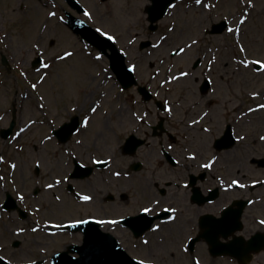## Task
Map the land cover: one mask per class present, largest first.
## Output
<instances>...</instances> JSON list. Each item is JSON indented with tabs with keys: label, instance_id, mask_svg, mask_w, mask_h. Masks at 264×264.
Listing matches in <instances>:
<instances>
[{
	"label": "rangeland",
	"instance_id": "obj_1",
	"mask_svg": "<svg viewBox=\"0 0 264 264\" xmlns=\"http://www.w3.org/2000/svg\"><path fill=\"white\" fill-rule=\"evenodd\" d=\"M77 1L84 9L92 12L91 19L84 14H78L69 6L67 0H0V117H2L0 118V131L9 128L12 122H14L16 132L24 127L30 119L37 121L28 127L27 132L16 139L12 136L10 140L4 141L0 136V154L5 151L9 158V149H20L19 157L14 154L11 157L17 162V169L14 171L7 169L15 183L11 184V180H8L5 190L11 192L14 197H18V190H22L26 202H21V206L29 214V219L21 221L20 227H24L27 231L20 237H13L9 234L12 229L17 227L10 223L12 217L6 214L5 218L1 220V224H5V227L0 224V240L9 243L19 239L22 242V248L12 250L14 254L9 253L17 262L16 264H28V260L35 258L46 260L45 264H49V260L54 254L64 251L70 244L82 241L79 235L74 236L72 233H70L71 235L59 233L56 236H47L43 234L46 233V228H41L43 230L38 232H31L37 222L42 225L49 222L61 224L80 219L90 211L100 213L98 216L101 217L107 216L105 213L111 216L120 217L123 215L125 217L129 215L130 200L138 197L140 198L139 203L146 204L155 198V195L152 197V185L155 182L151 176L153 169L137 175L136 182L129 181V176L123 174L129 173V160L117 152L118 147L129 136V109H127L129 107V91H120L119 83L110 69V62L106 56L104 61L97 62L88 55V52H91L94 56L98 50L91 46L88 49L84 48L86 43L64 22L67 19V12L79 17L95 29L103 27L115 35L119 49L122 48L128 53L126 64H138L137 77L140 74L153 76L159 72V78L154 83L163 87L168 93L173 92L177 99L184 95L189 106L196 101L202 102V99L195 95V90H198L203 77L211 76L205 70L200 72L201 69L196 73L193 69L194 62L198 58L205 63L212 60L213 56L218 58L214 77H212L215 87H217V94L204 100L207 102L219 101L223 108H227L230 122L243 123L244 120L240 119L242 116L249 118L248 120L252 124L245 125L246 131L241 126V129L238 130V136H246V139L239 142L232 150L233 152H230V161L232 163L241 159V162L238 163H244L243 173L246 174L247 180L261 176L264 172V168L256 172L253 167V169L248 167L249 160L252 159V149L256 148L253 140L259 135V132H264V120H260L261 117L264 119V113L261 114V117L257 113H247L248 107L254 108L258 102L263 101L261 97L259 99L251 97L250 93L258 91L264 94V71L257 72L255 65L247 69L238 66L237 59L244 57V54L238 53L233 35L226 31L220 35L207 33L213 25L224 22L225 16L233 26H238L236 18L244 8L241 0H205V3L215 5L211 10L206 9L204 5H196L195 0H179L175 4L176 7L171 8L167 16L159 21V29L155 32L148 28L146 8L151 4L150 0ZM253 3L255 7L249 9L251 15L247 30L242 31L239 42L244 43L248 50V55L245 58L264 59V0H253ZM49 11L57 12V16L49 17L47 15ZM60 16H63L64 19L60 20ZM173 23L175 30L170 32L168 29L172 28ZM134 36L136 41L133 48L136 49H138L140 41L145 38H150L153 45L157 43L160 36H166L167 40L162 42L159 48H150L141 53L140 49L138 52L133 51L130 54L132 57L129 59L128 40ZM42 37L43 39H41ZM52 38L56 39L54 46L49 42ZM190 39H197L200 43L193 45L186 53L173 57L172 49L184 46L185 42H190ZM37 41H40L45 49V56L42 58L38 57L32 48V45ZM63 50L73 51L77 55L65 62L55 61V54L62 53ZM37 58L53 62L54 67L49 70L50 75L46 82L38 84V88L33 90L30 85L38 82L36 68L40 67V64L33 66ZM4 60L5 62H3ZM150 65L155 68H150ZM104 67H107L112 74L110 80L102 72ZM43 71L41 69V73ZM180 71H189L191 75L187 78L182 77L179 81H172L170 84L161 83L169 75H178ZM97 73L100 75L97 76ZM139 82L144 83L140 79ZM39 95L45 97L44 109L38 107V103L41 102L38 99ZM94 101H99L94 122L100 123L102 128L97 130L98 132H92V130L88 132L89 141L87 142L90 147L87 149L95 150L100 155L98 157H103V159L109 158L106 157L107 155L113 156V167L103 171L105 174L115 171L122 173L119 177H113L111 188L99 181L97 190H100L101 187L105 193L117 194L115 196H118V193H123L128 196L127 200L120 201L117 198L115 203L108 206H105L102 201L90 206H81L79 199L67 191L66 185L68 182L70 183L67 180L54 189L44 187L45 183L53 182V178L57 175L61 178L64 175L68 176V168L62 167L64 159L61 155L66 154V148L71 150L79 139V137L75 138L69 142L67 147L61 146L60 149L54 140L45 141L44 136L50 135L52 128L69 122V113L73 116L86 115ZM71 107H76L77 111L71 112L69 110ZM182 114L183 112H178L174 116L180 117ZM52 120L56 121L54 126L50 123ZM261 121L263 122L260 124ZM91 132L92 136H90ZM245 132L248 133L245 134ZM92 137L96 139V142H92ZM207 137L209 138V136ZM11 141L14 143L10 144ZM17 145L21 147H17ZM259 147L263 149L264 144L261 142ZM193 148L196 149L197 146H193ZM199 148L205 155L204 148ZM36 150L39 152L34 156ZM87 153L89 155L88 150ZM34 158H39L42 161L41 172L38 175L34 171ZM165 170L171 175L170 177L165 172H161L160 175L166 182L168 180L170 182L172 180L181 181L179 177L175 178V175L171 174L169 167ZM144 175L147 178H144ZM234 175H236V171L231 170L230 176ZM75 187L77 189V186ZM130 187L133 188V191L129 193ZM82 189L85 192L88 190L85 186ZM165 189L168 192L172 190L171 187L166 186ZM36 191H38L37 195H35ZM137 191L139 192L137 193ZM147 193L149 196H145ZM56 195H59L61 199L56 200ZM3 196L1 194L0 199ZM142 196L144 197L142 198ZM175 196L170 193L165 198V202L178 205ZM36 205H39L41 211L37 212V217L31 216L29 210L35 211ZM137 205L132 204L133 207ZM177 224L185 225L183 219ZM183 234L188 235V232H183ZM185 235L180 236L175 230L167 237L165 243L159 242L157 237L151 238L149 246L139 249L133 245L137 241L134 242L129 236V232L125 233L120 240L126 251L137 259L150 257L155 259L156 264H194L193 258L199 257L201 264H210L211 260L205 249H199L192 256L177 247L179 241L182 242L186 239ZM159 236L160 239L164 238L162 234ZM140 244H143L142 241Z\"/></svg>",
	"mask_w": 264,
	"mask_h": 264
},
{
	"label": "flooded vegetation",
	"instance_id": "obj_2",
	"mask_svg": "<svg viewBox=\"0 0 264 264\" xmlns=\"http://www.w3.org/2000/svg\"><path fill=\"white\" fill-rule=\"evenodd\" d=\"M133 51L136 52V49L129 45V59L131 57L130 54ZM218 60L212 62V67L209 70V61L205 63L203 60L199 59V65L194 69L197 70L202 68L200 72H204L205 70L206 73L211 75L203 77L198 86V90H195V95L202 99L201 103L196 101L189 106L184 99V95L177 99L173 92L168 93L163 87L155 84L154 82L159 78V72L153 76L150 74H140L138 78L144 83L129 87V107L127 108L129 109V140L144 142L134 155L125 156L121 152L122 157L129 160V181L132 180V182H136L137 175L147 173L153 169L151 176L154 178L155 182L152 185V197L155 195V198L161 199L165 207H176L178 209L175 213L176 220L167 221V216L172 214L158 209V216L154 217L157 219L152 224L160 223L162 231L155 233L151 232L148 226L150 225V219L153 216H145L138 213V208L144 203H139L140 198L136 197L129 201V219L137 218L136 220H129V228L126 227L123 222L121 225L116 226L107 224L101 225L97 223L96 220L99 219H119V217L111 216L107 213H105L107 216L101 217L98 216L100 213L96 212L94 209L95 212L90 211L86 216L77 219L88 220L89 224L83 227V231L72 233V235L76 236L77 234V236L79 235L83 240L85 231L95 228L94 224H99L102 229L117 236L119 239L123 238L124 234L129 232V236L134 242L137 241V243H134L133 245L135 248L139 249L150 245L146 246L140 244V241L143 243L145 237H147L149 241L151 238L155 239L157 237L159 242H164L167 237L176 230L180 236L185 235L183 232H188V235L190 234L193 238L190 242L187 239L188 235H185L186 239L182 242L179 241L177 247H179L181 251V245L188 247V253L192 256H194L199 249H205L211 260L209 262L210 264H264V251L256 252L254 249L255 247L264 248V225L259 223L260 220H264V172L261 176H256V178L254 177L251 180H247L246 174L243 173L244 163H238L241 162V159L232 163L230 161V152L234 150L238 142L234 147L229 148L227 147L229 144L228 139L225 137L230 129L237 137L238 130L242 127L243 130L246 131L245 125L252 124V122H230V117L226 110L227 108H223L219 101L216 102L211 100L207 102L204 100L209 96L217 94V87H215L212 77H214L215 66ZM150 68L154 69L155 66L150 65ZM209 77L211 78L209 79L210 88L204 93L203 83ZM142 87L147 89L149 96L141 92ZM220 88L222 89L223 87ZM156 92H159L160 96L157 97L155 95ZM147 96L149 99H146ZM165 101L172 104V115H169L165 111V107L162 106ZM146 110L149 111L148 119L150 121V126L144 125L133 115L134 112H139L142 115ZM224 110H226L225 113ZM204 111H207L209 116L201 120L200 125L192 126L188 123L191 118H197ZM178 112H183L182 116L175 117L174 114ZM256 113L261 117L264 110L257 111ZM72 115L73 114L70 113L68 114L69 119L72 118ZM87 115H93L89 128L84 129L82 127L81 121L83 116H79V128H81V133H75L72 139L74 140L79 137V140H82L83 144L78 145L76 143L71 150L66 148V154L63 153V155H61L62 159H64L62 167L66 169L68 168L69 171L68 179L77 185V190L73 188V192L69 191V185L67 189L71 195L77 196L79 199L81 195H91L93 197L91 201L80 199L81 206L94 205L98 201H102L105 206H108L109 204L115 203L117 198H119L118 200L120 201H125L128 199L126 194L118 193V196H115L117 194L111 192L105 193L101 190V187L100 190H97V184L99 181L108 188H111L114 176L109 172L105 174L103 170L110 169L113 166L111 165V160L103 169L97 168L98 164L93 163L90 159L91 156H95L100 160L103 158L98 157L100 155H98V152L95 150L89 151V149H87V147H90L87 142L89 141L88 132L91 130L92 132H98L97 130H101L102 125L98 122L97 124L94 122L97 113L91 114L88 111ZM260 120L264 119L261 117ZM262 122L263 121H261L260 124ZM201 125L213 129L209 138L204 136L205 134L201 132ZM2 130L4 129H1V131ZM16 132L14 129L8 139H3L2 136L1 138L5 141L10 140V138L14 136L13 138L16 139L18 138L15 136ZM92 132L90 133V136H92ZM54 133L55 129L52 128L53 136ZM246 133L248 132H245V134ZM260 136H264V132H259V135L253 140L256 148L252 149V159L249 160L248 166L251 168L253 167L256 172L264 168V148L262 149L259 147L261 142L264 144V140H260ZM205 141H207V143H205ZM238 141L242 142V140ZM54 142L59 146L67 147L69 145V143L67 145L60 144L56 138ZM92 142H96L94 137H92ZM13 143V141L10 142V144ZM168 144H172L173 148L168 149ZM193 146H197V148L195 149ZM199 147L204 148L205 155L202 154V150ZM86 149L88 150L89 155ZM19 150L20 149H9V158L8 155L5 154V151H3V154H0L5 157L4 161L0 162V176L4 177V180L0 181V195H4L2 199H0V224L1 220L5 218L4 215L7 214L12 217L10 223L12 225H17V227H20L22 221L19 208H22L21 202H26V198L24 201H21L19 198L14 197L11 192H6L5 185L8 180H11V184H14L13 177L8 174L7 169L9 168L10 171L13 170L10 167L11 163L17 164V162L12 160L11 157L13 154L19 157ZM69 151L74 152L75 156H70ZM191 151L197 152V159L194 161L188 159V153ZM38 152L39 151L36 150L34 156H36ZM248 153L251 155L250 152ZM213 155L218 158L213 168H201L200 165L206 163ZM260 156L262 158H258ZM106 157L109 156L107 155ZM111 157L113 158L112 155ZM35 159L37 158H34L33 161H35ZM150 160H153V162H150ZM177 160L180 161L178 165L175 163ZM236 163L238 164L235 165ZM76 164H79L86 169L90 168V175L80 179H73L72 173L76 168ZM167 167L171 169V174L175 175V178L179 177L181 181L172 180L170 182L168 180V182H166L160 174L161 172H165V174H168L171 177L168 171L165 170ZM231 170L233 172L236 171V175L231 177ZM34 171L35 174L38 175L41 172V167L39 168V173H37L36 167H34ZM86 172L87 171L83 172V174L85 175ZM143 177L147 178L146 175ZM156 178L158 179L157 181ZM221 179L225 181V184L230 183L232 179H239L243 184L247 185V187L239 188L233 186L226 191L224 185L220 183ZM185 181L188 182L187 188L183 187ZM253 181H258L259 183L254 184ZM83 186L89 191L87 190V192H85L82 189ZM95 186L96 189H94ZM165 186L171 187L172 190L168 192L167 189H165ZM131 191H133L132 187L129 188V193ZM138 192L139 191H137V193ZM170 193L176 195L175 201L179 206L165 202V198ZM8 194L12 195L10 205L15 206L12 207L13 209H7L5 206L8 200ZM145 196H149L148 193ZM143 197L144 196H142V198ZM132 204L138 205L133 207ZM109 209L112 210V208ZM93 217L95 219H93ZM181 219L184 220L185 225L183 226L177 224ZM2 227H5V224L2 225ZM17 227L9 232L10 236L20 237L24 234V232L16 234L15 229ZM31 232L33 231L31 230ZM43 234L48 236L46 233ZM64 234L71 235L69 232H64L63 235ZM160 234L164 236L163 239H160ZM21 243L22 242L19 239L13 240L9 243L0 240V258H5L4 260L7 262L11 261V264H16L17 262L9 253L12 252L14 254L12 250L22 248ZM191 243H193L192 247ZM227 249L238 252V255L214 256L215 252H225ZM130 250L131 248L129 246V251ZM33 260L35 261V264H45L46 262V260H40L37 258Z\"/></svg>",
	"mask_w": 264,
	"mask_h": 264
},
{
	"label": "snow or ice",
	"instance_id": "obj_3",
	"mask_svg": "<svg viewBox=\"0 0 264 264\" xmlns=\"http://www.w3.org/2000/svg\"><path fill=\"white\" fill-rule=\"evenodd\" d=\"M241 3L244 5V8L243 10L240 12L239 16L236 18V24L238 26H233L232 22L229 21L228 17L225 16L223 19H224V28L226 30V32L228 34H231L234 36L235 40H236V48L238 50V53H243L244 54V57H240L237 59V64L238 66H243L245 69L249 68L250 66L252 65H255L256 66V71L257 72H260V71H264V59H261V58H256V59H247L245 57H247L248 55V50L245 46L244 43H241L239 42L240 39H241V33L242 31H246L247 30V26H248V23L250 21V15L251 13L249 12V9L250 8H254L255 5L253 3V0H241ZM195 4L196 5H204V7L208 10H211L212 8L215 7L214 4L212 3H205V0H195ZM53 7H55V4H53ZM172 7L175 8L176 5L175 4H172ZM47 15L49 17H56L57 16V12L55 11H49L47 13ZM84 15L89 17L90 19L92 18V12L88 11V10H84ZM60 20H63L64 17L63 16H60L59 17ZM81 24L84 23V21H80ZM47 27V26H45ZM175 30V24L173 23V26L172 28H169L168 31H174ZM97 33L100 34L101 37H104L106 38L107 40L109 41H112V42H116L117 41V37L115 35H113L111 32L109 31H106L103 27H99V28H96L95 30ZM43 39V37L41 38ZM165 40H167V37L166 36H160L158 38V41L156 44L153 45V48H159L160 47V44L162 42H164ZM136 41V37H132L131 39L128 40V44L129 45H133ZM50 44L51 45H55L56 44V39L55 38H52L50 41ZM200 41L197 40V39H190V42H185L184 46H177L175 48L172 49V55H180V54H184L186 53L187 50L191 49L193 47V45H197L199 44ZM103 45L101 44V49H102ZM32 48L36 51L37 53V56L38 57H44L45 56V49L43 48L42 46V43L40 41H37L35 42L33 45H32ZM84 48L85 49H88L89 48V45L85 44L84 45ZM120 52L123 53V55L126 57L128 56V53L124 51V49H120ZM77 55V53L73 52V51H70V50H63L62 53H59V54H55V61H60V62H65V61H68L70 58H73ZM88 55L89 56H92L93 59L97 62H102L104 61L105 59V52L103 50H98L96 51L95 55L93 56V54L91 52H88ZM234 58H236L234 56ZM216 59L215 56L212 57V60L209 61V64H208V68L209 70L211 69L212 67V62ZM38 63L40 64V67L36 68V72L38 73V82L37 83H31L30 87L31 89L33 90H36L38 88V84H43L46 82V80L48 79L50 73H49V70L52 69L54 67V63L53 62H50V61H44L43 59H40L38 61ZM41 69H43L44 71L41 73ZM138 70V64L137 63H130L127 65V71L128 73H136ZM102 72L105 74V76L107 77V79H111L112 77V74L111 72L109 71V69L107 67H104L102 68ZM97 76H99L100 74L97 73L96 74ZM191 75V73L189 71H180L177 74H172V75H169L167 77L166 80L162 81L161 83L162 84H170L172 81H179L182 77L183 78H187ZM155 78V77H153ZM208 79H211L210 77ZM124 88L121 87L120 88V91L121 92H124ZM155 95L158 97L160 96V93L159 92H156ZM251 97L253 98H256V97H260L262 94L258 91H252L250 93ZM39 101H41L40 103H38V107L40 109H44L45 108V104L43 103V101L45 100V97L43 95H39L38 97ZM163 107H165V111L169 114V115H172L173 114V107H172V104L169 103L168 101H165L164 102V105H162ZM98 108H99V101H94L92 106H90L89 108V112L91 114H96L98 112ZM71 112H76L77 109L76 107H71L69 109ZM260 110H264V103L262 102H258L255 106V108L253 107H248L247 109V113H254V112H257V111H260ZM245 113V114H247ZM133 115L136 117V119L140 122H142L144 125L146 126H150V121L148 119L149 117V111H144L143 114L141 115L139 112H134ZM209 116V113L207 111H204L201 115H199L197 118H191L188 123L192 126H196V125H200V121L203 120L205 117H208ZM2 118V117H0ZM93 119V115H84L83 116V119L81 121V125L84 129H87L89 128L90 126V122L92 121ZM37 123L36 120H32L30 119L24 127L20 128V130L18 132L15 133V136L16 137H20L22 133H24L28 127H30L31 125ZM51 125H55L56 124V121L55 120H52L50 121ZM201 132L203 134H205L206 136H210L213 132V129L211 127H207V126H203L201 125V128H200ZM67 131L69 133H71V128L67 129ZM75 132L76 133H81V128H75ZM45 141H51L52 140V136L51 135H45L44 138H43ZM237 140H244L246 139V137L244 136H237L236 137ZM260 140H264V136H260L259 137ZM76 143L78 145L80 144H83V141L82 140H77ZM205 143H207V141H205ZM17 147H21L20 145H17ZM167 148L168 149H171L173 148V145L172 144H168L167 145ZM22 150V148H21ZM70 155L71 156H75V153L74 152H70ZM5 159V157L3 155H0V162H3ZM90 159L92 160L93 163L95 164H108L111 160H112V157L109 156L108 160H100V159H97L95 156H91ZM188 159L189 160H196L197 159V152L195 151H191L188 153ZM217 157L215 155L211 156V158H209L207 160L206 163H202L200 165L201 168H204V169H212L214 164L216 163L217 161ZM35 163V167L37 169H39L41 167V163L42 161L37 158L35 159L34 161ZM175 163L178 165L180 163V161H175ZM10 167L15 170L17 169V164L16 163H11ZM121 172L120 171H115L113 173V175H115L116 177H119L121 176ZM124 175H130L129 173L125 172L123 173ZM4 180V177L3 176H0V181H3ZM68 180V176L67 175H64L63 178H61V176L57 175L53 178V182L51 183H45L44 187L48 188V189H54L56 188L58 185H60L63 181H66ZM13 183H15V181H13ZM220 183L222 185H224L225 187V190L227 191L229 188H232L233 186H237L239 188H245L247 187V185L243 184L239 179H232L230 183H227L225 184V181L223 179L220 180ZM253 183H259L258 181H253ZM184 188H187L188 187V182L185 181L184 182V185H183ZM18 194V198L19 200L21 201H24L25 200V194L22 190H18L17 192ZM55 199L56 200H60L61 197L59 195H56L55 196ZM80 199L84 200V201H91L93 199V197L91 195H81L80 196ZM162 210L166 213H170L172 215H168L167 216V221H174L176 220V216H175V213L178 211V209L176 207H165V205L162 203V200L159 199V198H153L151 199L147 204H143V205H140V207L138 208V213L140 214H143L145 216H158V211L157 210ZM40 211V208H39V205H36L35 206V212H39ZM35 214V213H33ZM93 219H95L93 217ZM125 220V217L123 215H121L119 217V219H99V220H96L97 223L101 224V225H104V224H107V225H112V226H116V225H121L122 222ZM165 221V222H167ZM89 221L88 220H75V221H72L71 224L72 226H75L76 224H87ZM259 223L261 225H264V220H260ZM55 227L59 228L61 227V225H55ZM40 229V225L39 223L37 222L36 223V226L32 228V231L33 232H37L39 231ZM149 230L153 233L155 232H161L162 229H161V224L160 223H155V224H150L149 225ZM27 229H25L24 227H17L15 229V232L16 234H20V233H23V232H26ZM163 239V237H162ZM187 239L191 242L193 240V238L191 237V235L189 234L187 236ZM143 244L144 245H149L150 244V241L147 237H145L143 239ZM181 248H182V251L183 252H188V247L186 246H183L181 245ZM46 251V249H45ZM0 259H5V258H0ZM194 264H201V261L199 259V257H194ZM8 264H11V261H8ZM28 264H35V261L34 260H29L28 261ZM137 264H156V261L155 259H152V258H145V259H138L137 261Z\"/></svg>",
	"mask_w": 264,
	"mask_h": 264
},
{
	"label": "water",
	"instance_id": "obj_4",
	"mask_svg": "<svg viewBox=\"0 0 264 264\" xmlns=\"http://www.w3.org/2000/svg\"><path fill=\"white\" fill-rule=\"evenodd\" d=\"M75 7H79L75 0H69ZM152 5L147 8V13L150 16L152 23L151 29H156L153 25L160 19H162L167 13L171 4L176 0H151ZM80 11H83L80 7ZM81 20L71 17L69 25L73 31L81 35L83 39L87 40L90 44L95 46L99 50H103L105 54L111 60V67L118 80L124 88H129V85L136 83L133 73H128L127 65L125 63L126 58L123 56L115 44L112 41L101 37L94 29L89 27L87 24L80 23ZM225 30L224 23L221 25H215L212 34L222 33ZM101 44L103 45L101 49ZM147 46L144 44L142 49ZM111 51V54L108 53ZM39 59H37L33 66H37ZM77 119L72 124L66 125L59 132L62 135V141H67L70 134L77 128ZM71 128V133L67 129ZM136 146V145H135ZM135 146L129 145V139L124 146V151L128 153L132 151ZM91 231L86 237L84 246L71 247L69 251L57 254L54 256L53 264H137V260L133 259L129 254L121 247L118 241L110 235L102 232ZM258 251V248H254ZM71 253L78 254L79 257H73ZM225 252L232 255H238L234 250L227 249Z\"/></svg>",
	"mask_w": 264,
	"mask_h": 264
}]
</instances>
